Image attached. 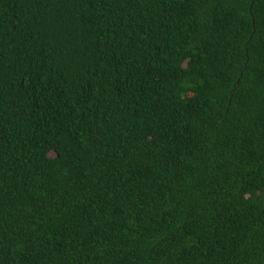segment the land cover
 <instances>
[{"label": "trees", "instance_id": "16d2710c", "mask_svg": "<svg viewBox=\"0 0 264 264\" xmlns=\"http://www.w3.org/2000/svg\"><path fill=\"white\" fill-rule=\"evenodd\" d=\"M0 264H264V0H0Z\"/></svg>", "mask_w": 264, "mask_h": 264}]
</instances>
